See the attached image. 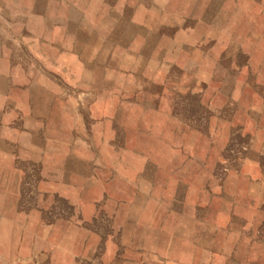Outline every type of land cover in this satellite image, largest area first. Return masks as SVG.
<instances>
[{
  "label": "rangeland",
  "instance_id": "obj_1",
  "mask_svg": "<svg viewBox=\"0 0 264 264\" xmlns=\"http://www.w3.org/2000/svg\"><path fill=\"white\" fill-rule=\"evenodd\" d=\"M179 3L0 0V110L20 130L0 140V264H103L107 240L129 254L132 226L170 264L231 263L203 257L202 226L235 192L264 189L244 172L251 156L264 170V65L236 47L199 67L211 44ZM59 238L87 253L73 260Z\"/></svg>",
  "mask_w": 264,
  "mask_h": 264
},
{
  "label": "crops",
  "instance_id": "obj_2",
  "mask_svg": "<svg viewBox=\"0 0 264 264\" xmlns=\"http://www.w3.org/2000/svg\"><path fill=\"white\" fill-rule=\"evenodd\" d=\"M178 2H181L179 4L183 5H196L195 9H197V12L187 14L185 10L188 7L185 10L180 7L174 8V11L181 19L184 16L186 18L195 17L199 43L203 44L202 47L207 43L208 45L211 44L208 49L201 48V50H198L197 60L199 67H202L204 62L216 63L215 61H217L219 54L223 51L233 52L236 47L242 52L249 53V63L255 69H258V63L259 65L260 63L264 65V0H153L154 8L157 7V9H159L157 4H162V8L165 9V6L171 5L172 3H174V7L178 6ZM187 28L188 30H195L189 28V26H181V30L183 31ZM211 53L214 54L215 61L211 57ZM254 62H257V64L254 65ZM0 93L1 98L3 91L0 90ZM9 97L10 94H8L7 99ZM8 111L4 107L3 113L0 110V121L1 118H5V123L0 127V140H8V137L13 139L17 133H20L19 128L13 126L14 120L12 119L15 114L13 113V116L10 117L11 112ZM17 114H23V112L20 110L17 111ZM20 146L22 149L28 147L26 144H20ZM256 160L254 156L246 160L245 175L249 177L248 180L257 178L264 182V170L261 167V162L259 163ZM57 171L62 170H56L55 172ZM54 175V178H56L57 175ZM68 182L70 186L72 179ZM59 185L61 186V183ZM258 191H249L247 189L241 192H235L238 193L236 195L237 197L233 198V203L229 209L218 207L214 210V220L202 226L206 227L208 225L212 227L213 233L209 238L210 241L208 244L214 246L213 248L209 246L205 248L200 247L199 249L202 250L203 257L207 254V257L213 262L229 259L231 261L230 264H264V221L258 222L254 220L255 212L260 211L258 209L259 193L264 194V189L261 192ZM92 204L94 205V203L87 201L83 204V208L85 209L86 207L88 209ZM146 225L149 226L150 230H152V227H156V224L153 222L143 224L144 227H147ZM132 228L136 229L137 227L132 226ZM132 228H129L128 233H126L128 241L126 242L122 238L119 241V244L125 245V250L127 247L126 243L133 246L131 251L128 249L130 251L129 254L126 255L123 253L121 256L118 255V257H115L114 241H108L106 239L105 251L101 255L103 264H144L145 257L148 258L150 264H162L157 263L158 261L164 260L161 256L157 255L159 252L156 254L152 250L143 249L142 246L145 244H141L143 239L139 240L132 231ZM178 234L179 236L176 238H178L182 245L188 243V241H192L187 237V233L182 231ZM202 234L203 231L199 232L197 236L198 241L196 243L199 245H203L201 237L204 238V236ZM34 236L37 238L43 235L34 234ZM96 237L97 235L94 233L88 237L86 235L83 245L91 244V241L96 239ZM88 238L90 241H88ZM185 238L188 241H185ZM59 241L63 243L67 251L69 250L70 257L75 261V255L87 253V249L84 246H78L70 242V240L65 243V240L61 238H59ZM192 243H194V240ZM182 251H184V248ZM177 260H180L182 262L181 264H185L184 262L188 263V259L178 256L176 258ZM168 261L173 263L175 261V255L166 256L165 263L163 264H170ZM71 263L74 262L70 260Z\"/></svg>",
  "mask_w": 264,
  "mask_h": 264
}]
</instances>
